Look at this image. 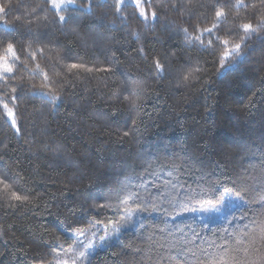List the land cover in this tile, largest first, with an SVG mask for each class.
<instances>
[{
  "label": "trees",
  "instance_id": "16d2710c",
  "mask_svg": "<svg viewBox=\"0 0 264 264\" xmlns=\"http://www.w3.org/2000/svg\"><path fill=\"white\" fill-rule=\"evenodd\" d=\"M26 2L30 9L36 3L42 4L43 0H26ZM87 2L88 0H73L72 4H68L67 0H63L61 9L37 11L36 16L47 15L51 21L53 38L64 41L65 37L57 31L60 24L54 21L53 17L57 12L59 15H68L76 5ZM204 2L210 3L214 0H204ZM57 3H61V0H57ZM152 3L160 5L161 0H152ZM143 6L149 13L151 10H156L149 9L147 4ZM220 6L222 5H217ZM134 7L131 0H124L121 16H131ZM82 11L79 10L77 14ZM226 11L229 23L249 22L244 9L229 8ZM15 14L16 9L13 8L5 19L12 23ZM159 14L162 22L169 23L171 31H174L175 26L178 25L188 29L189 38L200 37L205 43L210 39L206 34L202 35L201 32L196 31L195 26L199 25L200 29L212 27L215 23L214 10L210 11L205 7L192 9L191 13L185 10L183 14L173 12ZM27 19L33 17L28 15L25 17V20ZM251 22L255 26L256 21ZM130 23L139 32L141 40L146 39L157 50L161 49L158 40L153 39L157 37L163 40L167 36L159 23L154 31L150 30V22L148 27L142 23L137 24L133 21ZM2 27L3 25H0V28ZM108 35H114L116 41H126L123 46L126 55L119 56L121 68L136 75L137 66L143 68L144 65L128 47L127 41L132 38L124 35L119 28V22L117 28H113ZM219 35L229 43L217 45L213 55L198 53L195 46L187 47L184 44L183 33L171 37L165 47L169 51H178L182 59H191L192 67H199L201 70L195 73L200 76V82L209 83L206 90H200V84L196 83L192 89L182 88L180 93H177L175 81L146 80L145 83L152 89V93L150 99L143 101L147 116L143 117L144 123L135 137L121 140L113 134V130L127 122L125 118L127 105L113 106V102L109 100L111 93L104 85L110 83L113 90L118 87L123 79L119 73L111 75L104 72L91 74L81 72L78 96L74 99V103L81 106L78 112H73L68 103H62L54 112L49 113L52 104L49 102L45 105L37 95L35 100L27 104L25 115L31 123L25 125V134L20 138L12 137L10 120L5 115L7 110L0 106V134L12 140V151L5 157V163L11 166L13 171H19L20 175L25 177L27 181L25 187L32 190L30 198L34 199L37 195L43 197L36 207L25 206L15 215L11 210L8 215L0 211V223L12 226L10 229L5 228L7 235L0 239V264H55L59 257H62L58 251L65 250L64 248L69 245H78L79 234H92V232L96 245L88 253L83 264H129V262L134 264L133 254L123 245L129 240L144 241L148 235H152L158 244L166 245L164 248L154 250L151 253L153 258L163 259L164 264H171L169 258L174 260L177 254H182L191 260L189 253H181L179 245L172 246L176 241L169 237L168 233L174 228L182 227L187 234L186 239H191L194 233H198L204 241L210 242L215 240L217 235H223L217 233L218 228L228 227L231 232L233 227L230 225H239V220L232 219L233 216L241 215L239 202L224 217L213 221L199 218L191 212L192 209L217 202L225 193V188L232 189L231 181L240 182L237 179L238 175L245 177L251 173L248 177V184L254 185L250 192L251 196H255L256 189L260 187L256 182L264 180V173L261 172L264 168V81L260 79L264 75V61L256 59L258 52H252L238 67L226 69L227 74L220 78L217 70L221 66V59L223 58L225 64L233 63L235 56L231 52L232 45L241 42L240 38L244 33L220 32ZM67 43L72 53L76 55V60L72 62L83 63L88 68L112 67L106 61L103 51L93 47L85 48L79 38L69 36ZM196 43L198 45L199 41ZM248 43H257L256 38H249ZM138 44L139 41L131 47L135 48ZM24 47L28 51L24 54L18 51L17 54L27 64V70L17 71L14 81L22 76L26 86L40 90V86L47 83L42 73L47 71L50 76L53 74L55 69L52 66L62 46H55L45 39L33 41L30 47L25 41ZM40 48H43L42 54L38 51ZM225 50H228L230 55L222 57ZM33 52L36 53L34 60L28 58ZM5 55L7 53L4 52L3 45H0V57ZM2 62L0 60V63ZM8 63L15 64L10 56ZM14 81L9 84L7 91L10 92ZM2 82L0 80V84ZM94 85L101 87L99 90L85 91ZM53 91H59L58 84ZM253 91H256L254 106L245 108L244 105ZM2 98L3 93H0V99ZM8 107L15 108L11 103ZM207 108L211 110L206 111ZM125 130L127 129H120L121 132ZM29 132L33 134L34 142L29 143L27 135ZM44 144L49 145L48 149L43 148ZM57 147L69 158L68 160L60 159L55 154ZM174 156L187 157L185 162L180 163L179 171H173L163 163L158 167L155 162L157 157L162 161ZM146 168L149 171H145ZM160 168H163V171ZM152 172H155V176L151 175ZM202 175L207 181H221L220 184L211 185L213 189L218 187L220 190L213 194L208 190L209 184L203 185L207 193L199 197L203 202L189 204L188 207L191 209L189 211H182L178 206L179 200L173 203L167 202L171 186L163 187L164 182L171 181L177 187L184 184L185 187L179 194L182 199L185 193L199 191L197 185ZM53 177L65 183H58L53 187L49 184V180ZM145 180L150 181L147 185L149 188L152 181L162 185L160 189L151 188L150 196H143L145 204L142 207H146V211L125 213L123 211L125 207L136 206L133 199L126 197H122L126 199V203H120L118 208L110 206L99 215L88 208V205L94 203L113 205L119 203L109 202L104 198L110 193L115 194L122 185H127L126 191L133 193L140 191L145 187ZM65 185L67 191L64 190ZM234 191L235 189H232L233 193ZM161 192L165 195L160 196ZM152 197L159 199L154 200ZM85 200L87 205L81 210L80 205ZM153 204L163 211H153ZM69 209H74L75 214ZM247 210L250 214L249 218H253L252 212L256 210L255 206ZM204 225L207 227L205 228ZM44 228L48 229L47 233L42 231ZM160 229L164 230L163 233ZM175 235L180 236L181 233ZM9 237L16 238L9 239ZM41 239L48 240L49 244L41 245ZM5 240L8 242L5 243ZM204 241L197 239L188 247L193 245L206 247ZM57 244L63 247H55ZM143 247L147 249V244L145 243ZM48 248L52 249L53 254H45ZM38 253L44 254L43 262L34 259Z\"/></svg>",
  "mask_w": 264,
  "mask_h": 264
},
{
  "label": "snow or ice",
  "instance_id": "6c2138e0",
  "mask_svg": "<svg viewBox=\"0 0 264 264\" xmlns=\"http://www.w3.org/2000/svg\"><path fill=\"white\" fill-rule=\"evenodd\" d=\"M134 10L131 16H121L122 6L124 0H88L83 5H76L73 11L68 15H59L53 17L54 21L60 24V28L57 30L65 37L62 41L59 38H53L54 34L51 31V21L47 15L36 16L37 11H49L50 9L55 11L61 9L63 0L61 3H57V0H43V3H36L29 9V5L26 0H0V45H3L4 52L7 53L4 57H0L3 62L0 63V93H3V98L0 99V106L6 109V118L10 120V132L12 137L20 138L25 134V125L31 123L28 117L25 115L27 112V104L36 99L37 95L45 105L47 103L52 104V108L49 109V113L54 112L59 104L68 103L71 106L73 112H78L80 105L74 103V99L78 96L77 89L81 82L80 73H93L104 72L105 74L115 75L119 73L123 79L120 81L119 86L114 90L111 88L110 83H106L104 87H107L111 93L109 100L113 102V106L119 104L121 106L127 105L126 108V123L119 125L113 134L118 136L119 139L124 140L130 137L138 135L141 125L144 123L143 117L147 116L144 111V100L150 99L152 89L148 88L145 81L152 79L155 81H163L168 79L169 82L175 81V91L180 93L182 88L192 89L194 84H200V90H206L208 81L201 83V78L195 73H199L201 70L199 67H192L191 59H182L178 51H169L165 45L171 40L173 35L179 36L181 33L185 36L184 44L191 48L196 47L198 53L213 55L217 45H227L229 43L226 39H221L219 33L224 32L230 34L235 31H242L244 35L240 38L241 42L232 45L231 52L234 53L235 60L231 65L225 64L223 58L221 59V66L217 70V75L223 78L226 75V69L231 70L233 67H238L241 63L248 59L249 54L252 52H258L256 57L259 61H264V0H214V2L205 3L204 0H161L160 5H154L152 0H131ZM68 4H72L73 0H67ZM144 4L148 5L149 9L155 8L156 10L146 11ZM222 5L217 7V5ZM207 8L208 10H214L215 23L210 28L200 29L199 25L195 26L196 31L201 32L202 35L206 34L210 39L207 43L200 39V37L189 38L187 28H181L178 25L175 26V30L171 31L169 23L162 22L160 12H173L181 13L188 10L190 13L195 8ZM13 8L16 9V14L12 23H9L5 16ZM237 8L244 9L249 22L242 24L229 23L228 12L226 9ZM83 10L80 14H77L79 10ZM31 15L33 19L25 20V17ZM191 18V15L190 17ZM166 20V18H165ZM255 20V26L251 22ZM130 21L137 24H144L148 27L151 23V29L155 30V26L159 23L161 28L167 33L165 39L160 40L157 37L153 39L158 40L161 44V49L157 50L154 46L150 45L148 40H141L139 32L131 26ZM117 22H119V28L123 31L126 37L132 39L127 41L128 47L136 57H138L143 68L137 66V74L133 75L131 72H125L121 68V61L119 56L126 55L123 50L125 40L116 41L114 35H108L113 29L117 28ZM35 25V27H33ZM75 36L80 39L81 44L85 48L93 47L101 50L105 54V59L112 67L106 68H88L83 63L72 62L76 60V55L72 53L68 47L67 37ZM251 37L256 38L257 43L249 44L248 39ZM48 39L49 43L55 46H62L61 50L57 52L55 64L52 66L55 71L50 76L49 72L42 73L44 81L47 83L40 86V90H37L33 86H26L23 77L14 81L17 71L27 70V64L20 59V55L28 51L24 47L25 41L28 42L29 47L33 41H41ZM139 41L138 46L132 48L131 45ZM197 41H199L197 45ZM242 49H245L242 51ZM42 54L43 48L38 49ZM119 54V55H118ZM228 50L222 54V57L229 56ZM11 57L15 64L8 63V57ZM29 59H35L36 53H30ZM68 61V63H64ZM187 66V67H185ZM143 77V78H141ZM264 81V75L260 77ZM10 92L7 91L9 84L13 83ZM59 85V91L54 92L53 88ZM100 85H94L92 88L85 89L86 92H91L93 89L99 90ZM44 89H47L44 91ZM127 93V95H124ZM256 97V91L252 92V95L248 98L245 108L253 107V100ZM23 102V107H22ZM13 104L15 108H9V104ZM107 106V105H106ZM207 108L206 111H210ZM107 115V114H102ZM127 129L123 132L120 129ZM43 131V130H42ZM29 136V143L34 142V137L31 132L27 133ZM12 140L0 134V211L5 215L9 214V210L13 215L17 214L20 208L25 206L36 207L43 199L41 195H37L34 199L32 197V190L25 187L27 183L25 177L20 175L19 171H13L12 167L5 163V157L8 156L11 148ZM49 145L44 144L43 148L48 149ZM55 154L64 160H68L67 156L59 151L57 147ZM186 156H174L171 159H164L161 161L159 157L156 158L157 166L160 163L167 164L173 171H179L180 163L185 162ZM163 171V168H160ZM149 171V169H145ZM246 171V170H245ZM264 173V168L261 169ZM155 176V172L151 173ZM172 175V172H169ZM248 176L240 177L231 181L232 189H235L234 193L232 189L225 188L226 194H232L235 200L239 202V211L241 215L239 217L233 216L232 219L239 220V225H235L230 232L228 227L218 228L217 233H223V235H217L215 240L210 242L204 241V238L200 237L198 233H194L191 239H186L187 234L184 233L182 227H176L173 231L168 233V236L176 241V244L172 245L176 247L180 246L181 253H189L191 260L185 258L182 254H177L174 260L170 257L171 264H264V180L257 181L260 187L256 189V195L251 196L253 186L248 184ZM71 181H69L70 183ZM150 181L145 180V187L135 193L126 191L127 185H122L115 194L110 193L104 199L109 202L118 201L119 203H99L88 205V208L93 210L96 215L109 208L110 206L119 207L120 203H126L127 199H133L135 208L125 207L123 211L127 212H143L146 211V207H142L145 204L143 196L151 195V188L160 189L161 184L155 181L151 182V188L147 187ZM58 183L64 184V181H59L55 177L49 180V184L55 187ZM221 181H207L202 175L200 182L197 185L199 191L193 190L192 192L185 193L183 198H180L181 189L185 187L184 184H180L178 187L171 181H166L163 187L167 188L171 186L169 192V198L167 202L173 203L177 200L180 201L179 207L182 211L191 210L188 205L195 203H202L199 199L200 196L206 195L203 185L209 184V191L213 194L220 189L212 188L211 185L220 184ZM65 191L68 190L65 185ZM26 193V194H21ZM165 193L161 192L160 196H164ZM154 200H158L159 197H152ZM223 199V196L220 197ZM84 205H87V200L83 201L80 205L83 210ZM255 206L256 210L252 212V217L249 218V211L247 209ZM153 211H163V209H157L156 205L152 206ZM70 212L75 214L74 209H69ZM179 214V213H175ZM167 215V213H165ZM227 219V217H226ZM99 223V221H97ZM11 225H3L0 223V239H3L7 233L5 228H11ZM206 228L207 225H204ZM47 233L48 229H42ZM163 229L160 232L163 233ZM175 233H181L180 236H176ZM141 235H144L141 233ZM16 237H9L14 239ZM103 239V237H102ZM200 239L206 242V247H200L193 244V241ZM219 241V242H217ZM5 243L8 241L5 240ZM75 243V241H73ZM147 244V249L143 247ZM41 245L49 244L48 240L41 239ZM55 247L62 248V245H55ZM123 247L129 250L133 254L134 264H164L163 259L155 260L151 253L157 248H164L166 245L158 244L152 235L145 237L144 241L129 242ZM71 245L65 251H70ZM45 254H53L52 249H46ZM114 255H116L114 253ZM86 254L84 252L79 253V257L84 258ZM139 257V259H137ZM34 259L44 261V254H37ZM56 264H76L75 260H57ZM133 264V262H129Z\"/></svg>",
  "mask_w": 264,
  "mask_h": 264
},
{
  "label": "rangeland",
  "instance_id": "374dc122",
  "mask_svg": "<svg viewBox=\"0 0 264 264\" xmlns=\"http://www.w3.org/2000/svg\"><path fill=\"white\" fill-rule=\"evenodd\" d=\"M236 205H238V201L235 200L234 195L224 193L223 199H219L217 202L210 203L205 207L192 209L191 212L199 218L213 221L224 217L229 211L235 208ZM78 238V245H72L70 251H62V249L61 251H58V254L62 255L58 260H75L76 264H83V262H85L86 256L96 245L94 232H92V234H79ZM68 248L69 247L64 249ZM80 252H84L86 256L84 258L79 257Z\"/></svg>",
  "mask_w": 264,
  "mask_h": 264
}]
</instances>
